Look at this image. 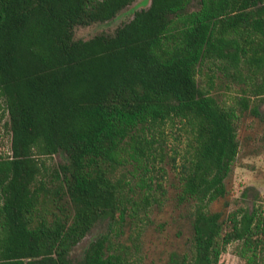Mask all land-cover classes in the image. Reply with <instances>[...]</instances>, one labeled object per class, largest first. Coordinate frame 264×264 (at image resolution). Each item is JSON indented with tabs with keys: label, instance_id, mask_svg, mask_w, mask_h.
I'll return each instance as SVG.
<instances>
[{
	"label": "trees",
	"instance_id": "1",
	"mask_svg": "<svg viewBox=\"0 0 264 264\" xmlns=\"http://www.w3.org/2000/svg\"><path fill=\"white\" fill-rule=\"evenodd\" d=\"M134 1L0 0V121L11 140L0 151V264H134L118 239L164 199L152 172L173 127L186 144L172 159L193 237L172 261L219 264L236 243L245 264H264L258 199L211 209L229 192L241 117L261 114L264 0H153L113 34L75 38L76 26ZM222 80L240 90L230 101L215 92ZM105 219L108 231L73 258Z\"/></svg>",
	"mask_w": 264,
	"mask_h": 264
},
{
	"label": "rangeland",
	"instance_id": "2",
	"mask_svg": "<svg viewBox=\"0 0 264 264\" xmlns=\"http://www.w3.org/2000/svg\"><path fill=\"white\" fill-rule=\"evenodd\" d=\"M145 7H148V0H136L109 21L78 25L75 27V38L84 39L100 33L113 34L119 26L130 21L136 11ZM215 92L219 98L230 101L240 93V90L238 86L222 80L218 83ZM254 100L259 104L261 114L256 115L249 110L239 121L240 152L233 165V171L227 179L229 192L225 198L212 204L213 211L227 214L236 208L253 206L255 197L258 199L256 205L264 209V98ZM165 132L164 160L157 155L154 161L157 169L152 172L154 180L163 182L166 188L164 199L161 204L152 208L148 216L143 214L137 220L127 222L118 239L123 245L128 246L134 264H174L172 261L174 254L182 256L188 252L192 244L193 224L190 205L180 199V175L172 159L176 156L179 160L180 157L175 150L183 151L186 144L184 139H178L180 131L176 127L168 128ZM10 142V135L0 121V151L9 152ZM62 159L61 155L45 158L50 170L54 169ZM130 170L133 171L132 165L124 171L129 174ZM156 192L160 190L157 189ZM107 231V219L97 223L86 238L74 248L72 257L81 259L89 245ZM235 247L236 243L228 245L220 257L219 264H245L235 253Z\"/></svg>",
	"mask_w": 264,
	"mask_h": 264
},
{
	"label": "water",
	"instance_id": "3",
	"mask_svg": "<svg viewBox=\"0 0 264 264\" xmlns=\"http://www.w3.org/2000/svg\"><path fill=\"white\" fill-rule=\"evenodd\" d=\"M152 1H153V0H148V7L152 4ZM134 2H136V1H134ZM134 2H133V3H134ZM133 3H132V4H133ZM132 4H131V5H132ZM148 7H145V8H148ZM143 9H144V8H143ZM140 10H141V9H140ZM135 13H136V12H135ZM134 15H135V14H134Z\"/></svg>",
	"mask_w": 264,
	"mask_h": 264
},
{
	"label": "flooded vegetation",
	"instance_id": "4",
	"mask_svg": "<svg viewBox=\"0 0 264 264\" xmlns=\"http://www.w3.org/2000/svg\"><path fill=\"white\" fill-rule=\"evenodd\" d=\"M27 264H38V263H36V262H33V263H27Z\"/></svg>",
	"mask_w": 264,
	"mask_h": 264
}]
</instances>
